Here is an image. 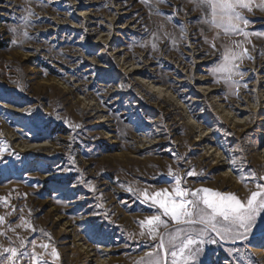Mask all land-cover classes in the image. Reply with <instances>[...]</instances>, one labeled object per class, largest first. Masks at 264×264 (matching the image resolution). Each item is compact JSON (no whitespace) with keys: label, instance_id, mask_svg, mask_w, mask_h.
I'll use <instances>...</instances> for the list:
<instances>
[{"label":"rangeland","instance_id":"rangeland-1","mask_svg":"<svg viewBox=\"0 0 264 264\" xmlns=\"http://www.w3.org/2000/svg\"><path fill=\"white\" fill-rule=\"evenodd\" d=\"M0 6V140L6 149L0 216L10 213L14 244L17 235L37 246L49 243L44 230L59 252L53 264H90L82 244L94 248V260L133 264L151 243L139 235L138 221L153 210L129 187L171 189V167L184 187L244 199L255 190L247 178L264 174L261 112L246 111L247 127L232 129L216 108L242 117L239 108L264 93V36L249 37L244 47L252 59L239 62L245 75L234 77L239 88H230L210 72L227 38L213 41L214 30L199 23L202 14L189 0H0ZM29 9L34 15L24 26L19 18ZM245 15L248 32L264 33V12ZM212 129L211 145L228 167H218L216 155L206 156L198 143L199 132ZM227 168L232 180L224 178ZM191 170L198 174L186 176ZM20 217L37 231L17 228ZM262 232L264 220L248 242L206 244L199 264H246L241 251L251 264H264ZM0 243L7 246V238ZM102 247L110 252L100 253Z\"/></svg>","mask_w":264,"mask_h":264},{"label":"snow or ice","instance_id":"snow-or-ice-1","mask_svg":"<svg viewBox=\"0 0 264 264\" xmlns=\"http://www.w3.org/2000/svg\"><path fill=\"white\" fill-rule=\"evenodd\" d=\"M150 2L151 0H141V3L146 5ZM155 2L161 4L166 3L167 0H155ZM189 2L194 6V10H199L202 14L199 23L214 30L213 41H220L221 34L227 38V42L220 44L223 50L220 53L221 58L210 69L211 74L214 76L221 74V78L230 88L233 86L239 88V81L234 77L242 78L245 75L239 70V62L246 58L252 59L249 49L244 45L251 43L250 36H264V33H250L246 30L251 21L245 12L251 13L254 8L264 12V0H189ZM176 11L178 10H174V14ZM26 12V15L19 18L24 26H27L34 15L30 9ZM10 31L15 33L17 29L11 28ZM184 33L185 29L181 27L182 36ZM23 36L30 38L27 31L23 32ZM234 36L243 39H232ZM15 42L13 40V43ZM204 42L209 43L206 37ZM152 47L155 49L156 44L153 43ZM211 47L216 50V43L213 42ZM17 87H20L18 82ZM244 87L247 85L245 84ZM75 127L78 128L79 125ZM5 150V141L0 140V156ZM230 164L232 169L236 168L235 159H231ZM197 174L195 170L185 173L186 176ZM168 176L174 180L171 189L160 188L155 191H150L148 188L127 189L135 194L141 203L153 210L151 215H146L138 221L139 235L151 243H146L143 255L133 264H199V258L206 244L248 242L254 236L258 221L264 220V183L258 182L264 181V174L257 176L253 172L247 178L255 184V190L250 191L246 199L234 192L208 187L196 189L184 187V177L174 173L171 167ZM240 178L247 187L245 177ZM7 215L10 213L0 216V226L6 225L0 230V237L8 240L7 246L0 243V264H21V262L53 264L59 261V252L52 242L51 235L44 230L40 231L48 238L49 243H40L37 246L35 239L29 241L26 237L17 235L19 243L14 244L8 233L15 232V229L10 222L6 224ZM20 220L21 223L16 225L17 228L26 227L32 232L37 231L24 217H20ZM134 238L135 234H129V239ZM228 251L231 254L233 251L241 250L228 249ZM49 256L51 260L48 259ZM241 259H244L246 264H251L242 251Z\"/></svg>","mask_w":264,"mask_h":264},{"label":"bare ground","instance_id":"bare-ground-1","mask_svg":"<svg viewBox=\"0 0 264 264\" xmlns=\"http://www.w3.org/2000/svg\"><path fill=\"white\" fill-rule=\"evenodd\" d=\"M2 9H3V6H0V10H2ZM81 15L82 14H79L78 16H81ZM124 66H126V65H124ZM124 69H125V67H124ZM108 70H113L116 72L115 69H104V71H108ZM131 72L133 74L138 73L136 68H131L130 73ZM213 98H215V97H213ZM252 100H253V102L250 104V106L239 108V112H244V116H242V117H238V115L236 113L228 111V109L226 110L223 107V105H219L216 109L219 112L220 116L222 117L221 119L222 120L224 119L225 122H228L229 125L232 127V129L233 128L235 129L238 126L242 127L243 129L247 127L248 119L250 118L248 112H251L253 114L257 113V112H261V115L259 116V119L257 122L259 124V133L261 134V139L264 142V103H263L264 102V93L261 94V97L255 96L254 99H252ZM216 102H219V101H216ZM217 111L215 113H217ZM246 111H248V112L246 113ZM204 114H205V112L203 113V115ZM208 136H210V137H208ZM198 137H199L198 143H200V146L203 148V150H205L206 156L215 154L217 157V161H215V162H217V166L218 167H228V164H226L228 160L223 156V154H220L218 152V150L214 149L213 146L211 145V144H213V138H216L215 129L205 130V131L199 132ZM258 155H259V159L264 161V148L262 151L259 152ZM226 170H227V173L224 174V178L231 179V177L230 178L228 177V175L230 173L229 169L227 168ZM240 196H242V195L240 194ZM73 243H75V241H73ZM77 246H78L79 250L81 251V253H83L86 256V258L89 260L90 264H109V260H107L105 258L102 259V257L97 259V260L93 259L95 257V253L93 252L94 248H92L91 245L82 244V245H77ZM99 250H100L99 252L103 253V254L110 252V250L106 247H102ZM263 256H264V253H263Z\"/></svg>","mask_w":264,"mask_h":264},{"label":"crops","instance_id":"crops-1","mask_svg":"<svg viewBox=\"0 0 264 264\" xmlns=\"http://www.w3.org/2000/svg\"><path fill=\"white\" fill-rule=\"evenodd\" d=\"M246 13H248V12H245V14H246ZM214 34H215V33H214ZM236 39L239 40V39H242V38H241L240 36H238Z\"/></svg>","mask_w":264,"mask_h":264}]
</instances>
